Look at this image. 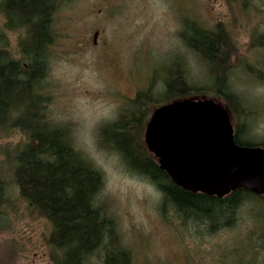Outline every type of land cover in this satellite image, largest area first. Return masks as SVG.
<instances>
[{
    "label": "rangeland",
    "instance_id": "obj_1",
    "mask_svg": "<svg viewBox=\"0 0 264 264\" xmlns=\"http://www.w3.org/2000/svg\"><path fill=\"white\" fill-rule=\"evenodd\" d=\"M183 20L207 31L221 24L229 34L226 81L244 111H232L231 120L243 129L244 139L264 146V49L256 42L264 38V0H73L61 5L42 81L44 114L53 126L68 130L74 149L101 173L95 206L104 209L118 247L129 253L132 264H264V202L246 201L232 227L210 234L196 223L202 215L187 209L176 216L154 185L132 173L101 141V130L119 119L126 103L148 89L157 96L165 76L176 73L181 61L195 86L214 82L180 41ZM3 25L0 15L1 48L16 60L22 34ZM151 108L146 107V121ZM22 140L17 131L0 140L5 184L0 264H53L46 246L50 225L20 200L8 165Z\"/></svg>",
    "mask_w": 264,
    "mask_h": 264
},
{
    "label": "trees",
    "instance_id": "obj_2",
    "mask_svg": "<svg viewBox=\"0 0 264 264\" xmlns=\"http://www.w3.org/2000/svg\"><path fill=\"white\" fill-rule=\"evenodd\" d=\"M72 1L0 3L4 30L22 34L16 60L0 44V140L15 131L23 137L13 149V162L8 165L20 200L50 225L46 246L53 264H132L128 252L118 247L114 226L104 209L95 206L102 188L101 173L74 149L68 130L53 126L44 114L42 81L47 74L48 50L56 36L55 15L61 5ZM178 37L205 65L214 82L195 86L182 61L178 62L176 73L165 76L157 96L151 89L138 93L126 103L119 119L101 130L100 137L102 144L116 152L132 173L154 185L162 194L164 206H169L176 216L187 209L202 215L194 216L196 223H202L213 234L217 229L232 227L236 212L246 201L262 203L264 196L238 190L217 199L185 192L172 184L147 151L142 135L151 107L152 114L173 101L209 99L224 103L231 113L243 111L242 102L226 81L231 41L223 25L207 31L195 21L183 20ZM256 42L264 49V38ZM233 127L236 145L264 147L244 139V131L236 123ZM4 194L5 184L0 176V207Z\"/></svg>",
    "mask_w": 264,
    "mask_h": 264
},
{
    "label": "water",
    "instance_id": "obj_3",
    "mask_svg": "<svg viewBox=\"0 0 264 264\" xmlns=\"http://www.w3.org/2000/svg\"><path fill=\"white\" fill-rule=\"evenodd\" d=\"M143 142L172 184L222 199L238 190L264 196V148L241 147L227 110L214 100H177L156 108Z\"/></svg>",
    "mask_w": 264,
    "mask_h": 264
},
{
    "label": "flooded vegetation",
    "instance_id": "obj_4",
    "mask_svg": "<svg viewBox=\"0 0 264 264\" xmlns=\"http://www.w3.org/2000/svg\"><path fill=\"white\" fill-rule=\"evenodd\" d=\"M226 110H227V112H228V114H229V116L231 117V119L233 118V116H232V113L230 112V110L228 109V107L224 104V105H222ZM232 121V120H231ZM232 125L234 126V124H233V122H232ZM234 128V127H233ZM262 148H264V147H262ZM129 254V253H128Z\"/></svg>",
    "mask_w": 264,
    "mask_h": 264
}]
</instances>
